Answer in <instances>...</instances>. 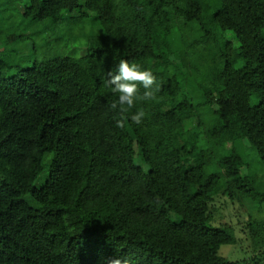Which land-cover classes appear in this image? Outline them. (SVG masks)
Wrapping results in <instances>:
<instances>
[{
    "label": "trees",
    "instance_id": "obj_1",
    "mask_svg": "<svg viewBox=\"0 0 264 264\" xmlns=\"http://www.w3.org/2000/svg\"><path fill=\"white\" fill-rule=\"evenodd\" d=\"M20 1L15 26L67 52L48 67L0 57V264H264V218L247 224L251 257L229 261L238 238L210 211L217 195L264 207V177L228 137L239 128L264 171V0ZM121 59L159 91L118 127L106 80Z\"/></svg>",
    "mask_w": 264,
    "mask_h": 264
},
{
    "label": "rangeland",
    "instance_id": "obj_2",
    "mask_svg": "<svg viewBox=\"0 0 264 264\" xmlns=\"http://www.w3.org/2000/svg\"><path fill=\"white\" fill-rule=\"evenodd\" d=\"M22 4L23 2L20 0H12L9 4L10 7L13 8H8L9 10L1 16L4 17L7 14L12 15L13 19H7L9 22L7 25L15 26L16 23L20 21L16 12L18 9L16 8H19ZM41 25L48 29L49 26H51V23L43 22ZM0 26L5 27L3 23H1ZM222 30L226 31V34H224L232 41L233 46L235 48L238 47L239 43L232 32H230L226 18L222 20ZM39 31H41V33H39ZM48 33L50 34L51 32L43 31L42 33V28H38L36 26H27L24 29L20 26H15L12 31H4V35L0 36V57H2L3 54H6L7 56L11 54V60L24 67L31 65V62L35 59V57L43 67L60 63L63 61L67 52L66 42L64 39H59L58 41L56 40L55 48L51 49L48 47L50 46L48 42H46V44L44 42H40V39L43 38L42 36L44 35L45 37ZM21 35H24L27 38L22 40V38H24L22 36L21 40L18 39L17 37ZM10 36H12V40H8ZM34 43L35 50L32 47ZM241 65L242 63H239L237 67L239 68ZM230 132L231 134L228 136L229 139L231 138L232 140L238 142L239 150L245 155L246 161L249 163L251 169H253L258 176H260V178H263V167L258 162L256 152L249 147L248 141L242 140V132L239 131V128L236 126L232 127ZM136 156V163L147 171V167L141 160V157L139 155ZM46 175L47 172H44L42 175L43 177L36 181L37 186L41 185ZM260 208L258 204L246 198L231 201L223 195H217L214 197V203L210 209L215 216V223L212 222L213 225H227L233 227L239 241L237 244L221 246L219 250L220 256L228 259L229 261L240 262L244 261L247 257H251V254L255 249V245L253 243L252 236L249 233V229L247 228V224L248 222L262 220L264 218V207L262 206Z\"/></svg>",
    "mask_w": 264,
    "mask_h": 264
},
{
    "label": "clouds",
    "instance_id": "obj_3",
    "mask_svg": "<svg viewBox=\"0 0 264 264\" xmlns=\"http://www.w3.org/2000/svg\"><path fill=\"white\" fill-rule=\"evenodd\" d=\"M106 84L111 91L118 95V100L110 105L113 110H118L122 114V119L117 121L118 127H123V114L129 113L136 105L137 101H147L155 99L159 91L156 76L149 70H144L136 63H129L126 59H121L118 71L113 74L107 73ZM140 86L144 91L140 93ZM145 117V112L140 109L131 114V121L139 125ZM108 264H132L128 258H112Z\"/></svg>",
    "mask_w": 264,
    "mask_h": 264
}]
</instances>
